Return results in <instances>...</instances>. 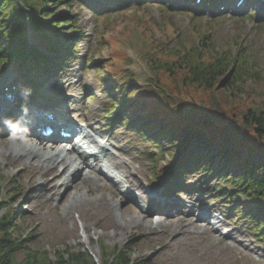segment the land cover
Returning a JSON list of instances; mask_svg holds the SVG:
<instances>
[{
    "label": "trees",
    "instance_id": "1",
    "mask_svg": "<svg viewBox=\"0 0 264 264\" xmlns=\"http://www.w3.org/2000/svg\"><path fill=\"white\" fill-rule=\"evenodd\" d=\"M70 4L71 0H0V65L16 60L31 86L36 85L35 74L40 70L58 73L65 64L61 56L75 54L81 37L76 15L60 17V7L71 10ZM150 16L147 13L148 19L134 20L150 50L145 62L151 77L142 87L131 85L134 76L129 71H115L120 63L130 64L115 40L118 35L128 36L133 28L111 25L102 33L97 72L110 98L106 118H123L125 128L153 144L158 153L153 157L156 180L163 177L161 163L167 158L174 162L170 186L175 190L183 187L190 171L208 173L234 189L231 194L221 190L222 199L236 211V218L249 221L264 239V68L242 49L244 40L239 54L233 56L229 48L212 44L202 29L194 31L200 41L197 49L180 40L170 48L172 39H179L178 30L172 23L160 25ZM28 23L43 40L46 55L30 49L24 41ZM263 32L264 28L258 31ZM156 33L163 35L164 44L154 40ZM105 51L108 59L100 57ZM94 64L91 58L87 67ZM8 181L0 171V191L7 183L9 195H0V213L4 211L0 264H97L88 252L69 247L55 250L50 260L48 253L30 246V238L19 237L20 213L9 208L18 191ZM101 249L105 258L100 264H141L132 259L127 246L102 245ZM20 250L26 254L22 263L16 258Z\"/></svg>",
    "mask_w": 264,
    "mask_h": 264
},
{
    "label": "rangeland",
    "instance_id": "2",
    "mask_svg": "<svg viewBox=\"0 0 264 264\" xmlns=\"http://www.w3.org/2000/svg\"><path fill=\"white\" fill-rule=\"evenodd\" d=\"M182 1L171 0L166 6L161 5L159 0H71L73 9L67 10L65 7H60L59 11L62 18H69L71 14L78 16L76 26L80 29V35L83 36L76 46L79 55L67 62L59 78L52 83L46 85L44 76L37 75L41 84L39 85L38 97L35 100L30 99L27 90L29 86L25 80H22L25 98L52 110L76 106V102L72 101L73 99L66 100V104L60 103L64 100L65 86L68 89L72 84L86 109L85 113L90 124V129L87 130L90 141L105 140L109 145L110 151L104 155L105 163L101 164L102 167L97 168L95 173H82L83 176L73 183L83 189L84 192L89 190L90 196L87 197L89 200L100 198L102 195L105 197L109 195L112 198L110 191L106 188V186L109 187L108 177L100 173V170L103 169L108 174L113 172L109 170L108 158L128 165L133 178L141 187L142 193L145 192L148 196L153 195L154 188L158 184L164 190L166 188L163 185L169 187V182H172V173L169 171L171 162L167 158L163 159L161 163L162 170L167 171L166 178L163 177V181L158 183L153 177V157L158 153L152 143L145 141L132 130H127L121 126V118L120 121L112 122L104 119L109 111L110 101L107 98V93H104L100 86L97 72L99 69L97 50L103 42L102 33L111 28V25H116L120 29L125 26L133 28L130 33L128 31V36L118 35L115 40L118 41V49L127 55L133 64L129 68V66L125 67L120 63L115 71L121 73L123 69L131 70L130 73L134 76L133 84L138 87L144 86L151 77L145 62V58L150 56V50L148 40L143 39L142 29L134 26V20L144 17L148 19L147 13L158 24L172 23L178 30L179 39L173 38L169 43L170 48H174L177 41L180 40L197 49L200 42L194 31L202 29L210 35L212 44L229 48V52L234 56L239 54L241 41L244 40L245 45L242 49L245 48L253 57V61L264 68V32L258 33L260 28H264V16H258V13L253 9L254 6H258L260 1L253 0L254 2H250L252 8L243 15H233L231 13L232 7L225 13L219 14L218 8L224 2L228 3V0H206L204 9L201 11L195 9L193 0H187L185 4ZM141 4L147 6H144L143 10H139L138 7ZM177 6L181 8H177ZM258 18L262 19L257 21ZM186 23L189 26L186 27ZM27 30H30L34 36V42L31 46L39 50L44 49L45 44L40 36L29 25ZM154 40L158 44H164L163 35L159 33L155 34ZM108 41L111 42L110 39ZM100 57L108 59V53L105 51L100 54ZM91 58H94L96 64L87 67L86 63ZM8 72L22 74L24 70L20 63L10 59L0 65V74ZM6 137L0 132V140ZM19 155L21 157V154ZM28 162V159L22 161L21 158L17 157V154L13 160L7 162L6 158L0 154V171L9 181L13 182V188H17L18 191L14 201L9 203V208L20 213L18 236L23 237V240L30 238V246L34 249L37 248L41 253H48L50 260L54 259L55 250L69 247L77 251L88 252L93 260L100 264L105 258L101 249L104 245L110 248L127 246L132 259L141 264H264V239L257 237L258 235L251 229L252 226L249 222L236 219L235 211L229 209L226 201L221 199L220 189L224 188L231 193H234V189L223 186L206 173L188 172L180 194L170 191L169 188L171 187L165 190V192H169L168 196L170 194L172 196L164 200L174 202L176 203L175 207L180 208L176 211H173L172 208L168 212L170 217L173 218V215L179 212L183 214L192 213L190 218L185 215L186 219L188 218L186 233L195 234L199 239L196 240L197 247L192 255L182 254L184 246L176 245L175 248L171 249L172 252L169 255L161 257L160 254L163 251L161 238L154 239L153 237L164 236L162 235L164 232L172 234L177 225L175 219L167 226V221L158 214L159 211L153 212V210L147 209V204H145L142 210L146 213L145 217L147 216L151 220V226L136 231L118 229L115 233L114 230L104 232L103 229H99L95 225L96 221L93 224L84 223L79 219L78 213H75L76 234L71 235L69 232L71 225L65 218L64 207L73 197H75V202L79 204L77 194L83 196L85 194L78 192L77 188L71 190L68 187L63 190L61 196L51 206H48L49 203L45 199L41 200L40 191L35 190L27 179L24 169ZM97 176L102 178L101 181L98 183L88 182V179H95ZM114 177L117 179L114 182L124 186V189L129 191V186L125 183L126 180L119 178L118 175ZM82 184L85 187L82 188ZM7 191L8 187L5 183L0 195L7 198L9 196ZM132 192L134 193L129 194L130 198H126L121 202L122 204L119 203L120 200L117 197L113 198L111 203H114L115 209L118 208L125 215L134 216L136 213L137 216H141L143 213L133 207L136 204L133 197L136 196L138 199L137 196L142 195V193L135 189ZM4 202L7 201L4 200ZM137 202L140 204L141 199H138ZM212 210L215 211L210 214L209 211ZM3 213L4 211L0 213V218ZM200 215L204 216L205 219L200 218ZM114 221H116V217H114ZM194 224H198L199 227H194ZM207 226L211 230H205ZM139 235H144L146 238V241L140 245L138 244ZM173 237L176 239L179 235ZM169 241L171 239H167V242ZM173 253H178V255L173 256ZM16 258L18 263L24 262L26 259L25 251H18Z\"/></svg>",
    "mask_w": 264,
    "mask_h": 264
},
{
    "label": "bare ground",
    "instance_id": "3",
    "mask_svg": "<svg viewBox=\"0 0 264 264\" xmlns=\"http://www.w3.org/2000/svg\"><path fill=\"white\" fill-rule=\"evenodd\" d=\"M260 9V6L257 7L256 10ZM263 12L261 11L260 14ZM13 76V77H12ZM14 77L19 78V88L20 92H24V87L22 84V78L21 76H18L16 74H11V72L0 74V92H1V86L5 84L7 81L12 80ZM73 85H70V87L65 91V93H72V99L77 103V107L74 108H63L62 110H65L68 112V114L71 115V118L75 121H79L80 123H89L88 117L85 113V107L81 103V99L79 97V94L76 90L73 89ZM22 90V91H21ZM6 106H3L0 104V130L2 134L7 135V137L3 140H0V154L3 155V157L6 158V161L9 162L10 160H13V157H15V154H17V157H20L19 154H21V160H27L28 159V165L24 169L25 173L27 174V179H29L30 185L37 190L40 191V198L41 200L45 199V201L49 204L48 206H51L56 199L61 196V191L65 187L71 188V190L78 189V192L84 193L85 195L77 194L78 200L80 203L75 202V197L71 199L67 203V205L64 207L65 209V215L67 222L70 223V234L74 235L76 234L75 229V217L74 214L78 213V217L81 221L84 223H95V225L99 229H103L104 232H107L109 230H114L115 233H117L118 229L123 230H131L136 231L139 229H143L145 227L151 226L152 222L149 220V218L145 215L146 213L143 212L142 209H144V205L147 204V207L151 209H158V214L167 221L166 224L169 226L173 219L176 221V228L172 231V234L169 232L162 233L161 237H153L154 239L161 238L162 243V252L160 254L161 257L169 255L172 251L171 249L175 248L176 245H183V251L182 254L184 255H192V253H195L197 244L196 240L199 239V237L195 234L191 235L189 233H186V230L188 229L187 223L188 218L186 219V216L192 215V213H176L173 215L174 217H170V213H168L172 208L173 211L179 210L180 208H176L175 204L168 205V209H160L158 202L155 197L148 196L147 193H142L141 187L138 186L136 180L133 178V175L130 171V167L126 164H123L119 161H116L112 158H108V164H109V170H112L116 173V175L119 176V178H123L125 183L129 186V189L133 191L134 189L138 192L142 193V195L137 196L138 199H141V203L138 204L137 200L135 206H133L136 210L143 213L141 216H137L136 213H134V216L132 215H125L120 210L116 208L114 203H111L113 198H118L121 202L124 201L126 197V193L122 192V189L118 184H115L113 182H110L106 186V188L110 191V194L112 195V198H110L109 195L106 197L102 195L100 198L95 199H88L87 197L90 196V192L87 189L85 192L80 187H77L76 184H73V182L69 178V174L71 170L74 168L78 169V172L76 176L79 173V169L83 168V172L87 173H95V170H93V166H88V159L82 155L76 152L75 149H70L68 151L62 150L61 147H65V144H56L54 142H46V141H34L31 139V137H26L25 133L20 132H14V128H11L8 123L4 119L3 113L6 111ZM58 111H60L58 109ZM63 112V111H61ZM64 113V112H63ZM19 116V114H17ZM10 134V135H8ZM88 142V141H86ZM4 145V146H3ZM28 151V152H27ZM65 151V152H64ZM98 158V157H97ZM94 159V162L96 165H98L99 159ZM9 159V160H7ZM42 159H46V162L43 163ZM18 162V161H17ZM23 163V162H22ZM66 167L67 170L64 173H60V169ZM96 167V166H95ZM88 168V169H87ZM47 169L46 171H44ZM70 169V170H69ZM70 171V172H69ZM69 172V173H68ZM113 172H111L112 175ZM79 178V177H78ZM101 177H95V179H88V182L98 183L101 181ZM83 184L81 187L83 188ZM105 186V185H104ZM85 187V186H84ZM70 190V191H71ZM61 202V200H60ZM134 204V203H133ZM215 210L209 211L210 214L214 213ZM184 212V211H183ZM114 217H116V221H114ZM204 218V217H203ZM205 219V218H204ZM164 221V222H165ZM161 225V224H159ZM194 227L198 228V224H194ZM210 227H205V230H209ZM211 230V229H210ZM214 230V229H213ZM121 231V232H122ZM155 235V234H153ZM174 235H179L178 238H174ZM167 242V239L170 240ZM173 238V240H172ZM139 245L146 241V238L144 235L138 236ZM178 255V253H173V256ZM172 256V258H173Z\"/></svg>",
    "mask_w": 264,
    "mask_h": 264
}]
</instances>
